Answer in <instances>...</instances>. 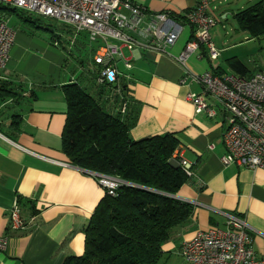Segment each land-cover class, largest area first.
Instances as JSON below:
<instances>
[{
	"label": "crops",
	"instance_id": "crops-1",
	"mask_svg": "<svg viewBox=\"0 0 264 264\" xmlns=\"http://www.w3.org/2000/svg\"><path fill=\"white\" fill-rule=\"evenodd\" d=\"M131 1L149 13L165 11L179 21L199 2ZM246 1L248 4L234 10L230 0H210V14L216 24L224 26L228 15L235 18L254 0ZM21 16L14 28L9 61L0 70V236L8 237L0 264H63L68 256L84 253L86 225L105 194L94 177L72 165L62 151L67 118L63 86L87 83L81 74L97 66L91 60L95 46H88L86 58L77 52L74 55L70 49L75 43L57 42ZM191 37L192 28L184 23L170 53L179 54ZM121 52L118 82L110 88L117 91L120 84L127 86L131 114L136 118L131 137L173 134L178 140L176 153L194 172L176 194L192 204V214L162 245V264H189L180 255L182 243L198 231L225 228L226 214L245 219L256 255L264 257V169L223 166L224 113L220 103L208 96L214 115L197 113L188 94L200 93L201 86L192 77L181 83L182 70L169 57L138 47L130 50L123 46ZM203 52L202 58H188L191 72L227 74L218 58L213 60ZM125 60L130 69H126ZM15 201L27 226L11 231L8 216Z\"/></svg>",
	"mask_w": 264,
	"mask_h": 264
},
{
	"label": "built area",
	"instance_id": "built-area-1",
	"mask_svg": "<svg viewBox=\"0 0 264 264\" xmlns=\"http://www.w3.org/2000/svg\"><path fill=\"white\" fill-rule=\"evenodd\" d=\"M2 7L56 19L76 33H85L89 45H95L91 57L99 67L97 82L116 85L120 75L117 58L122 57L123 46L130 50L143 48L169 57L182 70L181 83L187 77L201 86L200 93H189L197 113L214 115L206 97L216 99L224 113L223 143L225 153L220 160L223 166L237 165L250 169H264V74L219 75L212 71L193 73L188 58L208 56L216 60L219 49L211 36L216 19L210 14V0H199L197 5L179 21L168 12L149 13L131 0H0V70L10 57L15 31L8 24ZM192 28V37L177 55L169 49L176 43L183 24ZM126 69L131 65L125 60ZM188 178L194 176L191 165L180 161ZM67 165L68 163H63ZM105 193L113 195L121 184H130L115 176L88 171ZM187 201V200H184ZM189 202V201H188ZM15 201L8 216L11 231L26 228ZM8 248V237L0 236V252ZM180 255L189 264H264L253 248V235L245 219L226 214L225 228L198 231L182 243Z\"/></svg>",
	"mask_w": 264,
	"mask_h": 264
},
{
	"label": "trees",
	"instance_id": "trees-1",
	"mask_svg": "<svg viewBox=\"0 0 264 264\" xmlns=\"http://www.w3.org/2000/svg\"><path fill=\"white\" fill-rule=\"evenodd\" d=\"M2 10L17 12L9 7ZM18 16L22 17L19 13ZM24 19L41 28L29 16ZM235 20L252 36L264 35V0L251 2L238 11ZM45 30L57 42L79 46L82 34L87 42L83 46H89L87 35H75L72 28L67 32L75 38L64 40L52 29ZM228 65L236 74H248L247 67L238 59H229ZM98 71L96 66L81 74L87 83L63 86L67 118L62 151L72 165L130 184H121L113 195L104 194L86 225L84 253L68 256L63 264H162V245L173 229L183 225L192 214V204L176 197L180 187L191 178L183 171L176 153L178 140L173 134L137 140L131 137L136 118L131 114L127 86L120 84L114 91L110 85L97 82Z\"/></svg>",
	"mask_w": 264,
	"mask_h": 264
},
{
	"label": "rangeland",
	"instance_id": "rangeland-1",
	"mask_svg": "<svg viewBox=\"0 0 264 264\" xmlns=\"http://www.w3.org/2000/svg\"><path fill=\"white\" fill-rule=\"evenodd\" d=\"M246 1V0H245ZM237 3L235 0H230L231 8L236 10L240 8V4H248L246 1ZM250 4V2H249ZM4 10L8 16V24L10 27L18 28L20 19L18 13L23 16H29L32 21H36V24L44 28L52 29V31L61 36V39L64 40L66 37L75 38L74 34L67 32L71 29L68 25L49 17L41 16L35 12H25L22 10ZM222 26L220 23L216 24L213 29L212 39L219 49L218 63L223 68L227 74H232L234 71L229 67V59H238L241 61L248 69V74L254 73H263L264 74V35L254 37L250 32L243 30L235 18L230 14L228 15L227 20L223 21ZM74 31V29L72 28ZM15 31V30H14ZM46 34H51L49 31H45ZM75 35H78L74 31ZM212 33V32H211ZM82 43L80 46L73 45L71 47L72 53L75 55L80 54L82 58H86L89 55V47L83 46L84 43H87L86 40L82 37L79 38ZM223 48V49H222ZM117 62L119 59L117 58Z\"/></svg>",
	"mask_w": 264,
	"mask_h": 264
}]
</instances>
